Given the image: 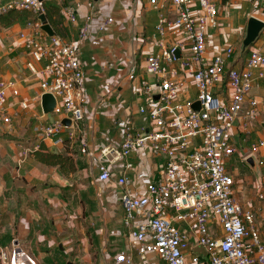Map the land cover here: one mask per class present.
Returning a JSON list of instances; mask_svg holds the SVG:
<instances>
[{
    "label": "built area",
    "instance_id": "2783aa9c",
    "mask_svg": "<svg viewBox=\"0 0 264 264\" xmlns=\"http://www.w3.org/2000/svg\"><path fill=\"white\" fill-rule=\"evenodd\" d=\"M150 4L157 12L154 35L162 43L161 52L146 60L152 82L145 85L137 111L147 125L137 130L125 122L120 142L99 149L90 146L79 49L42 29L40 17H47V1L40 0H0V17L12 10L30 15L20 39L30 56L26 68L40 80L38 93L26 99H21L17 81L0 80V114L7 111L10 99L17 100L25 113L40 109L41 114L34 113L38 122L33 130L40 140L35 151L46 142L54 147L78 143L97 181L121 191L130 248L116 255L115 264H264V192L258 196L257 209L243 206L228 171L240 153L236 135L248 145L243 161L253 157L264 169V137L254 140L262 111L252 95L264 82V32L249 50L246 64L228 68L231 48L209 52L210 37L221 27L218 0H150ZM79 7L80 3L64 7L65 19L73 25ZM256 17L264 22V11ZM113 24L114 18L108 17L98 31L106 32ZM88 34L89 26L84 25L80 37ZM44 94L57 101L55 119L43 111ZM195 102H200V110L194 109ZM32 150L28 148L27 154ZM147 153L161 161L160 173L132 161L135 154ZM0 264L39 262L12 242L0 251Z\"/></svg>",
    "mask_w": 264,
    "mask_h": 264
},
{
    "label": "crops",
    "instance_id": "0c3cea01",
    "mask_svg": "<svg viewBox=\"0 0 264 264\" xmlns=\"http://www.w3.org/2000/svg\"><path fill=\"white\" fill-rule=\"evenodd\" d=\"M52 1L61 10L62 24L67 30L64 38L79 49L88 97L85 128L87 125L89 144L99 149L111 142H120L122 124L125 122H132L137 130L147 125L146 118L139 115L137 110L140 100L144 98L145 85L152 82L146 60L149 55L161 52L162 40L154 35L157 12L150 0ZM77 3H80L78 21L73 25L65 19L64 7ZM108 17L114 18V24L106 32H99V23ZM84 25L89 26V34L85 39L80 37V30ZM220 28L210 37L211 55L224 50L221 46H214L212 42L216 38L221 39ZM132 31L131 41L125 42L124 37ZM224 38H227L226 34ZM10 40L11 37H8L9 42ZM21 43L19 38L17 44ZM23 51L19 60L15 59L22 65L11 67L9 72H1L0 80L17 81L21 99H26L38 93L40 81L32 79L31 75L27 76L29 72L26 65L30 56L25 49ZM5 54L7 57L4 60L12 66L14 61L10 60L11 50ZM246 60H238L233 66L242 68ZM109 64L113 67L108 68ZM227 67L230 68L228 64ZM132 70L133 79H130L127 73ZM252 95L259 100L262 111L260 119L263 129H257L255 140L258 136L264 137L263 81L253 90ZM17 102L10 99L7 111L0 114V251L15 242L27 254L34 256L39 264H52V260L58 257L56 249L66 250L63 244L67 237L60 236L65 231L56 230L58 227L63 228L61 219H64L65 226L77 234L80 231L83 233L85 227H88L87 233H91V236L84 241L92 240V249H95L94 255L99 264H115L116 255L130 248L123 226L121 191L110 185L100 184L96 179L90 178L92 176H88V172L96 176L97 173L91 168V162L80 154L78 143L59 147L52 146L50 142L42 144L51 153H64L68 148L76 162V173L65 175L58 167L47 166L38 161L34 152L40 140L33 126L38 122L34 120V113H41L33 110L30 114L18 116L21 109ZM4 117H9L11 121L5 123ZM25 122L30 127L29 145L21 142L25 136L21 126ZM120 122L121 125L118 124ZM241 142L240 135H236L234 143L241 149L236 156L243 162L242 157L248 145L243 146ZM28 148L33 149L29 154L26 151ZM132 161L140 168L157 169L158 173L161 172V161L153 159L148 153L135 154ZM228 171L232 175L237 172L231 168L230 163ZM62 198H67L68 201ZM236 198L243 205L242 200L237 196ZM73 210L74 213L71 212ZM77 225L80 226V231L74 230ZM110 256L112 258L108 260Z\"/></svg>",
    "mask_w": 264,
    "mask_h": 264
},
{
    "label": "rangeland",
    "instance_id": "374dc122",
    "mask_svg": "<svg viewBox=\"0 0 264 264\" xmlns=\"http://www.w3.org/2000/svg\"><path fill=\"white\" fill-rule=\"evenodd\" d=\"M221 0H218V6L220 11V17H221V28L220 32L222 35L219 38L213 40L214 46H221L224 50L231 48L234 51L232 59H230V62L228 63L229 67H232L238 60L245 61L247 59L248 52L245 54H241V46L242 41L245 38V30L247 26V21L252 16H261L264 7L262 4V0H230L227 4L220 3ZM52 3L56 5L55 2L47 1V4ZM30 18V15L26 14L25 16L18 19L15 23H13L9 27H1L0 26V73L9 72L10 68H17L19 67V64L16 60H19L20 54L24 52L22 49L23 46L21 44H17L18 39L20 38V33L22 28L24 27L23 24H25V21H27ZM224 34L227 35V38H224ZM8 37H11L10 42L8 41ZM133 37V31L132 33L126 35L124 37V41L129 43L131 41V38ZM254 47V46H253ZM251 49V48H250ZM11 50L12 57L10 60H13L14 63L12 66L8 65L6 63V60H4L6 55L5 52H8ZM13 51V52H12ZM19 54V55H18ZM16 59V60H15ZM22 65V64H20ZM128 76L133 75V70L131 73H127ZM30 73L27 74L28 77ZM1 76V74H0ZM1 79V78H0ZM34 80H38L37 78H32ZM40 111V109H39ZM24 114H30L25 113L24 111H20L18 113L19 115ZM50 118L55 119L56 116L53 114H50ZM36 118H34L35 120ZM47 119V117L45 118ZM37 121V120H36ZM33 122V121H32ZM122 122L118 123L121 125ZM123 125V124H122ZM21 127L24 128L25 136L22 139V143L24 145H29L28 134L30 132L29 123L25 122ZM119 127V126H118ZM86 130L88 131V127L86 125ZM263 128L260 126L259 131H261ZM23 131V133H24ZM242 145L243 140H242ZM241 145V146H242ZM239 151H241L240 146H237ZM245 156V155H244ZM231 168L233 167L235 170V174H233V178L235 180V192L236 196L242 200L243 205H248L249 203L252 204L254 209H257L260 202L258 200V196L261 192H264V169H256L254 171L251 167H249L246 162H241L237 156H234L232 161L230 162ZM257 173V174H256ZM88 176H92L90 178H93L94 180H97V176L90 175L88 172ZM101 187L103 185H100ZM97 198V194H95ZM63 200H67V198H62ZM98 199V198H97ZM92 203V201H90ZM76 201L74 202V204ZM69 208V207H67ZM71 210V209H70ZM75 210V206H74ZM74 210L71 211L74 213ZM63 223V228H56V230H64L65 234H61L60 236H65L66 242H64L63 247L66 248V250L60 251L56 249V255L59 257H56L52 260V264H99L97 261V256L94 255L95 249H92V240L90 239L88 242H85L84 240L86 237H90L91 233H87L88 227H85V230L83 233H81L80 226H76L74 230H79L80 233L77 234L75 231L71 230L69 227L65 226L66 220L61 219ZM124 236H126V233H124ZM62 238V237H60ZM64 240V237H63ZM128 243V242H127ZM121 252V251H120ZM112 256L108 257V260H111ZM60 260V261H59ZM113 264V263H109Z\"/></svg>",
    "mask_w": 264,
    "mask_h": 264
},
{
    "label": "trees",
    "instance_id": "16d2710c",
    "mask_svg": "<svg viewBox=\"0 0 264 264\" xmlns=\"http://www.w3.org/2000/svg\"><path fill=\"white\" fill-rule=\"evenodd\" d=\"M229 1L230 0H221L222 4H227ZM26 14L28 13L23 12V11L12 10L9 13L2 15L0 17V26L9 27L13 23H15L18 19L25 16ZM46 14H47V19L53 26L56 34L63 38L66 37L67 30L62 24L60 8L48 2ZM261 127L263 128L262 125ZM66 150L67 151L64 153H51V152L46 151L43 147H40L34 153H35L37 160L40 161L41 163L47 166L58 167L63 174L69 175L71 173H76L77 166L68 148Z\"/></svg>",
    "mask_w": 264,
    "mask_h": 264
},
{
    "label": "water",
    "instance_id": "95a60500",
    "mask_svg": "<svg viewBox=\"0 0 264 264\" xmlns=\"http://www.w3.org/2000/svg\"><path fill=\"white\" fill-rule=\"evenodd\" d=\"M40 1H51V0H40ZM41 22L43 23L42 29L49 35L54 36L56 34L53 27L47 22L46 16L40 17ZM264 32V22L257 18L256 16H252L247 21V26L245 30V38L242 41L241 46V54H245L252 48L261 38L262 33ZM177 57H180V51L176 52ZM159 96H156L158 99ZM57 106L56 99L50 94H44L42 97V108L46 115L52 114ZM201 104L200 102L194 103V109L200 110ZM66 125L70 124L69 120H64ZM246 164L251 167L254 171L257 169V164L253 157H250L246 160ZM71 264V263H69Z\"/></svg>",
    "mask_w": 264,
    "mask_h": 264
}]
</instances>
